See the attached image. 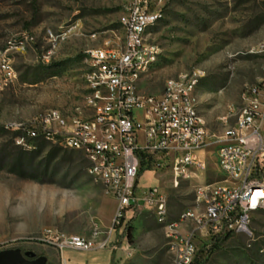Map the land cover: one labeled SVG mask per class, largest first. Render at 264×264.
Segmentation results:
<instances>
[{"label":"rangeland","instance_id":"1","mask_svg":"<svg viewBox=\"0 0 264 264\" xmlns=\"http://www.w3.org/2000/svg\"><path fill=\"white\" fill-rule=\"evenodd\" d=\"M130 1L0 0V48L12 39L29 37L26 51L11 54L17 81L0 90V250L21 248L48 257L46 249L52 245L43 240L45 229L89 235L110 226L116 200L87 174L81 152L56 148L55 142L44 139L25 150L7 125L51 108L84 114L87 52L108 39L124 41ZM154 1L162 17L150 29L149 40L159 46L160 54L141 77L139 90L160 94L168 78L199 71L195 98L209 135L201 164L191 167L189 176L175 181L170 167L145 171L147 182L157 180L152 186H158L173 221L185 210L198 208L199 187L224 180L216 161L220 137L245 107L246 89L264 73V53L259 50L264 44V0ZM49 32L59 36L55 45ZM231 110L235 115L229 116ZM143 190L138 197L145 196ZM132 208L126 217L130 237L125 228L118 235L127 242L118 264H174L156 206L142 200ZM191 227L186 221L180 229ZM195 243L196 258L204 250L199 264H264V210L251 216L247 233L226 238L195 233ZM59 257L55 252V260H48L63 264Z\"/></svg>","mask_w":264,"mask_h":264},{"label":"built area","instance_id":"2","mask_svg":"<svg viewBox=\"0 0 264 264\" xmlns=\"http://www.w3.org/2000/svg\"><path fill=\"white\" fill-rule=\"evenodd\" d=\"M158 17L162 11L150 7L149 0L133 1L123 20L124 41L108 39L101 48L87 53L89 67H94L106 84V96L92 102L90 110L84 114L52 112L8 127L26 132V139L15 140L20 147L28 148V141L40 140V136H53L55 145L82 151L87 163H92L95 180H103L116 200L111 231L124 230L128 212L139 206L140 199L146 206L155 205L158 221L171 242L174 264H193L198 253L195 233L203 237L247 233L251 216L264 210V78L246 89L244 116L227 124L220 137L224 147L216 149V161L223 182L197 189L198 208L169 220L158 186L149 187L143 198L137 196L140 173L170 167L175 181L189 176L190 168L201 164L209 135L208 128L195 126L186 96V85L201 76L199 71H189L186 80L168 78L160 94L139 90L144 60L160 51L156 43L140 37V28ZM20 40L15 38L0 48V90L17 81L7 67V58L9 49L22 51ZM50 42L54 44V39ZM94 84L97 87V82ZM233 115L231 110L229 116ZM47 117H54L55 125H47ZM56 119H63V126H56ZM240 167H247V174H240ZM234 178H241L240 189H233ZM186 221L192 227L182 232L180 226ZM101 233L95 228L90 236L66 235L50 228L44 230L43 240L57 247L87 250L108 245L106 239L98 240Z\"/></svg>","mask_w":264,"mask_h":264},{"label":"bare ground","instance_id":"3","mask_svg":"<svg viewBox=\"0 0 264 264\" xmlns=\"http://www.w3.org/2000/svg\"><path fill=\"white\" fill-rule=\"evenodd\" d=\"M133 1H135V0L130 1L129 6L132 5ZM149 4H150V7H156L154 0H149ZM160 18L161 17L155 18V19H153L152 22L147 23L146 25H142V27L140 28V37H144L145 41H150L149 40L150 29L159 22ZM64 34H61V36ZM48 36H49V41H52V39H54V44H52V45H55L57 43V39L59 36L54 35L53 32H49ZM28 40H29V37L26 35H25V37L21 38L20 50L26 51L25 49H26V46L28 45V42H29ZM99 48H101V47H99ZM96 50H98V48H93V49L88 50L87 53H92ZM259 50H260V52L264 53V44L260 47ZM14 51H17V50L16 49H9V57L7 58V67H10V70L12 72V77L14 78V80H17V71L14 67L13 58L11 57V54ZM159 54H160V51L159 52H153V53H151L150 57H147V59L144 60V68H142V76L144 74H146L150 70V68L154 65V63L157 61V59L159 57ZM13 55H14V53H13ZM86 62H87V68H86V71L84 74L85 85H86L87 93L93 94V95H90V97H86V104L90 110L92 108V102H97V100L104 99V97L106 96V84L104 83V81H100V73L98 71H96V69L94 67H89V61H87V57H86ZM188 76H189V73H181L178 76L174 77V79L186 80V77H188ZM262 78H264V73H263ZM95 82H97V87H96V84H94ZM196 88H197L196 79H191L189 81L188 85H186V96H188V100L190 101V103L192 105V115L194 117L195 126L207 128L203 116L198 111L197 102H196V98H195ZM52 112H62V111L60 109H55V108L47 109L43 113L36 114L27 120L12 121V122L8 123L7 128L13 132L19 133L20 138L17 140L26 139V132L25 131H17V127H8V126L23 125L26 122L35 121V119H38L40 117H44V114H51ZM238 116H244V108L241 109L240 114ZM47 125H55V118L54 117H47ZM56 126H63V119H56ZM40 139L55 142V137H53V136H40ZM18 143H19V141H18ZM35 147L36 146L33 144V141H28V148H25V147H23V148L25 150H31ZM223 147H224V140H220V144L217 148H223ZM79 152L82 153V151H79ZM86 170H87V174L95 180L94 171L92 170V163H87ZM240 174H247V167H240ZM96 181H99L103 184V180H96ZM201 187H209V186H201ZM201 187H199L198 189H201ZM240 188H241V178H234L233 189H240ZM47 229H50V228H47ZM94 231H95V229H94Z\"/></svg>","mask_w":264,"mask_h":264},{"label":"crops","instance_id":"4","mask_svg":"<svg viewBox=\"0 0 264 264\" xmlns=\"http://www.w3.org/2000/svg\"><path fill=\"white\" fill-rule=\"evenodd\" d=\"M86 93H87V89L84 96H86ZM84 110H89L86 108L85 98H84ZM145 174L146 172H144L140 176V180L138 184V190L143 188L144 189L143 192H145L150 186H152L157 181L154 178L151 179L149 182H147L145 180ZM141 202L142 200L140 199L139 202L136 203V205L141 206ZM111 225H112V221L107 229L101 230L102 233L99 235V239H98L99 241L102 239H106V241L108 242L107 246L105 247L96 246L94 248L85 250L71 246L57 247L52 245V247L46 249L49 259L52 261L55 260L54 259L55 252H57L59 253L60 261H62L65 264H118L123 260L125 256L127 242L124 237L122 236L118 237L119 234L120 235L122 234V231L110 230ZM90 234L89 235L84 234V235L90 236ZM118 241L120 242V244H118Z\"/></svg>","mask_w":264,"mask_h":264},{"label":"water","instance_id":"5","mask_svg":"<svg viewBox=\"0 0 264 264\" xmlns=\"http://www.w3.org/2000/svg\"><path fill=\"white\" fill-rule=\"evenodd\" d=\"M46 255H38L33 250L23 251L21 248L0 250V264H47Z\"/></svg>","mask_w":264,"mask_h":264},{"label":"trees","instance_id":"6","mask_svg":"<svg viewBox=\"0 0 264 264\" xmlns=\"http://www.w3.org/2000/svg\"><path fill=\"white\" fill-rule=\"evenodd\" d=\"M14 133H16L17 135H18V137H17V139H19L20 138V135H19V133H17V132H14ZM16 139V140H17ZM17 143H18V141H16ZM18 146H19V143L17 144ZM20 147V146H19ZM55 147L56 148H61V147H59V146H57V145H55ZM21 148H23V147H21ZM24 149V148H23ZM143 173V171L140 173V175ZM138 211H136V213H137ZM125 231H126V234H127V237H130V232H131V223H130V221L126 224V226H125ZM230 233H222V234H220L219 235V237L220 238H226L228 235H229ZM118 244H120V242L118 241ZM204 250H202L201 252H200V254L198 255V257L195 259V261L193 262V264H199V262H200V260L203 258V254H204V252H203ZM47 264H52L51 262H49V260L47 261Z\"/></svg>","mask_w":264,"mask_h":264}]
</instances>
